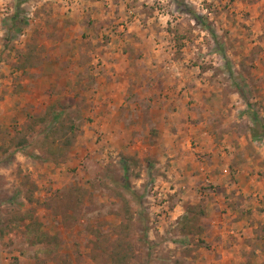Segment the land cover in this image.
Wrapping results in <instances>:
<instances>
[{
	"label": "rangeland",
	"instance_id": "1",
	"mask_svg": "<svg viewBox=\"0 0 264 264\" xmlns=\"http://www.w3.org/2000/svg\"><path fill=\"white\" fill-rule=\"evenodd\" d=\"M181 1L0 0V264H264V0Z\"/></svg>",
	"mask_w": 264,
	"mask_h": 264
},
{
	"label": "trees",
	"instance_id": "2",
	"mask_svg": "<svg viewBox=\"0 0 264 264\" xmlns=\"http://www.w3.org/2000/svg\"><path fill=\"white\" fill-rule=\"evenodd\" d=\"M171 1H173L177 5V7H179V8L180 7H184V4H183V2L181 0H171ZM187 14H189L192 17V19L195 20V21H199L200 20V18L196 14L191 12V11H187ZM254 119L256 120L257 118L255 117ZM261 129H262V131L264 133V126H261ZM258 135L257 134H253V139L254 140L259 139L261 136H258Z\"/></svg>",
	"mask_w": 264,
	"mask_h": 264
},
{
	"label": "crops",
	"instance_id": "3",
	"mask_svg": "<svg viewBox=\"0 0 264 264\" xmlns=\"http://www.w3.org/2000/svg\"><path fill=\"white\" fill-rule=\"evenodd\" d=\"M62 75V78H64L63 77V74H61ZM78 78V75L77 76H73V75H71V79H72V81H75L76 79ZM113 79H114V82H116V81H118L115 77H113ZM117 83V82H116ZM124 84H126L125 82L124 83H122L121 81H118V85H120L121 87H123V85Z\"/></svg>",
	"mask_w": 264,
	"mask_h": 264
}]
</instances>
